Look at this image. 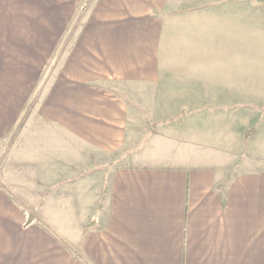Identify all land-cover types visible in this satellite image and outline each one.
<instances>
[{
  "label": "crops",
  "instance_id": "crops-1",
  "mask_svg": "<svg viewBox=\"0 0 264 264\" xmlns=\"http://www.w3.org/2000/svg\"><path fill=\"white\" fill-rule=\"evenodd\" d=\"M91 1L41 96V1L0 0V264H264V170L162 128L216 118L219 68L179 56L245 54L248 0ZM144 139L179 146L146 164Z\"/></svg>",
  "mask_w": 264,
  "mask_h": 264
},
{
  "label": "rangeland",
  "instance_id": "rangeland-1",
  "mask_svg": "<svg viewBox=\"0 0 264 264\" xmlns=\"http://www.w3.org/2000/svg\"><path fill=\"white\" fill-rule=\"evenodd\" d=\"M40 1L42 96L47 90L50 74L70 47L92 1ZM62 30L64 32L54 38L57 32ZM54 42L56 44L51 53V44ZM237 50L238 54L235 55L234 48L224 47L217 39L214 55L179 56L180 62L191 60L199 63H214L216 68H219L215 72L216 98H223L224 102H216V106H219L215 110L216 118L200 120L198 112L191 113L190 117L189 114H182L180 118H169L162 122V128L166 130H189L187 125L189 123H192L195 131L209 130L208 134L201 137L207 138L214 148L210 145V147L199 145L198 148H194L195 151L192 150L194 160L213 164L219 162L228 178L243 171L264 170V0H248L245 54H243V43L242 54H239V48ZM203 112L201 111V114ZM138 121L146 123L145 129L148 128L151 133L159 131H155L158 124L150 122L146 117H138ZM140 129L143 131L144 128ZM174 146L179 145L172 140L156 139L147 142L144 139L138 145L141 149L140 154H143L140 162L148 164L152 161L147 159H154L157 155L161 157V154L164 155L167 150L175 148ZM164 159L168 160L166 154ZM103 211L99 210L98 214Z\"/></svg>",
  "mask_w": 264,
  "mask_h": 264
}]
</instances>
